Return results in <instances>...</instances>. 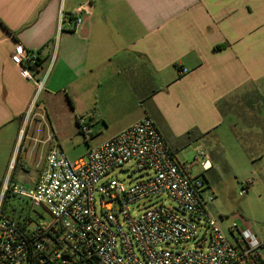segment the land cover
<instances>
[{"label": "crops", "instance_id": "obj_1", "mask_svg": "<svg viewBox=\"0 0 264 264\" xmlns=\"http://www.w3.org/2000/svg\"><path fill=\"white\" fill-rule=\"evenodd\" d=\"M78 8L82 25L72 30L67 17ZM61 14L67 17L59 24ZM18 45L39 59L31 69L42 82L39 92L11 62ZM218 45L226 47L215 50ZM263 93L264 0H0V182L10 164L14 182L27 169V138L47 145L44 154L52 146V136L39 140L26 131L17 146L21 120L37 96L45 95V116L54 99H67L73 129L79 116L100 135L116 125L86 139L85 156L149 117L174 153L201 143L214 159L224 123L235 136L237 125L246 129L238 143L247 150L249 134L261 125ZM190 130L203 137L185 139Z\"/></svg>", "mask_w": 264, "mask_h": 264}, {"label": "built area", "instance_id": "obj_2", "mask_svg": "<svg viewBox=\"0 0 264 264\" xmlns=\"http://www.w3.org/2000/svg\"><path fill=\"white\" fill-rule=\"evenodd\" d=\"M81 13L78 8L68 17L61 14L59 24L70 18L75 30L82 25ZM36 60L21 45L11 55L20 76L39 92L42 82L30 69ZM88 123L85 116L76 118L84 136ZM198 158L202 172L193 176L154 121L142 117L83 158L71 161L61 148L49 146L29 188L11 179L10 164L0 182V264H264V240L241 217L240 224L226 227L229 241L211 215L203 175L211 160L204 150ZM131 162L141 179L125 184L111 177L117 169L128 176L129 170L120 168ZM11 201L25 204V212L15 216ZM190 242L194 245L186 247Z\"/></svg>", "mask_w": 264, "mask_h": 264}, {"label": "rangeland", "instance_id": "obj_3", "mask_svg": "<svg viewBox=\"0 0 264 264\" xmlns=\"http://www.w3.org/2000/svg\"><path fill=\"white\" fill-rule=\"evenodd\" d=\"M141 80L140 85L144 86L141 82L144 83L146 79L144 78V81ZM45 103V95L42 97L37 96L33 100L26 118L24 117L21 120L23 124L21 128L24 132H27V136H33L39 140L52 136L53 141L51 145L61 148L66 157L71 161L85 157L86 149L88 148L86 139H98L103 134L107 135L116 127L115 124H110L109 128L105 132L103 131L102 135L97 130H89L88 136H84L78 132V128L73 129L70 126L73 116L71 104L67 99H54L46 107L48 113L46 116L44 111ZM33 109L35 110L31 115ZM259 116L261 125L254 128L252 130L253 133L249 134V139L246 140V151L238 143L239 139L244 138L247 134L246 131H243L246 129L240 128L237 125L239 129L236 130V136L229 129L227 125L229 122L224 123L218 129L219 152L217 153H219V156L217 157L216 155V158L210 159L212 167L203 173L207 184L204 196L209 199V211L217 220V223L225 232L229 241H233V239L226 230V227L233 222L240 224L241 220L239 217L247 223L258 238L264 240V93L263 102H261L259 107ZM49 121L55 124L54 131L49 130ZM103 124L101 121L99 127H102ZM254 133L259 135V142H255ZM18 135L17 146H19L23 137V134L20 136L19 133ZM23 146L27 153H30L29 162L24 172L16 174L15 183L22 188H29L31 181L37 175L41 159L44 156V149L47 148V145L44 148V145L41 143L33 142L27 138ZM202 148L203 145L201 143H190L175 152L176 159L181 164L188 165L189 172L193 176L202 172L200 166L202 159H196L197 153L200 150H204ZM25 150H22L21 153L23 154ZM17 152L18 150L14 151V155ZM120 169L129 170L128 176H122L120 170L117 169L111 173L113 179L129 184L142 178V172L137 170L132 162L124 164ZM162 203L173 205L168 199L162 200ZM10 205L15 211V216H18V213L22 212V210L25 212L26 205L20 201H11ZM35 209L38 212H42L44 220H49V215L42 211L41 208ZM193 245L194 243L190 242L186 247L190 248Z\"/></svg>", "mask_w": 264, "mask_h": 264}, {"label": "trees", "instance_id": "obj_4", "mask_svg": "<svg viewBox=\"0 0 264 264\" xmlns=\"http://www.w3.org/2000/svg\"><path fill=\"white\" fill-rule=\"evenodd\" d=\"M225 47L226 45H218V46H215L214 49L219 51V50L224 49ZM38 65H39V59L37 58L36 62L32 66H30V69H35ZM78 132L80 131L78 130ZM201 137H203V134L197 132L196 130H190L184 135V138L187 140L197 139V138L199 139Z\"/></svg>", "mask_w": 264, "mask_h": 264}]
</instances>
